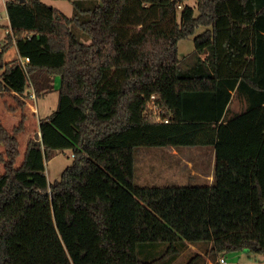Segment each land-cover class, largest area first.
I'll return each instance as SVG.
<instances>
[{"label": "trees", "instance_id": "16d2710c", "mask_svg": "<svg viewBox=\"0 0 264 264\" xmlns=\"http://www.w3.org/2000/svg\"><path fill=\"white\" fill-rule=\"evenodd\" d=\"M70 1L71 16L6 3L0 94L24 112L12 130L0 120V264H172L192 245L214 262L264 253V0ZM14 45L21 57L5 61ZM57 76V108L17 166L27 101ZM152 95L169 122L146 116ZM142 145L213 146L212 183L137 185ZM64 149L72 163L51 183L47 161Z\"/></svg>", "mask_w": 264, "mask_h": 264}, {"label": "rangeland", "instance_id": "374dc122", "mask_svg": "<svg viewBox=\"0 0 264 264\" xmlns=\"http://www.w3.org/2000/svg\"><path fill=\"white\" fill-rule=\"evenodd\" d=\"M43 1L59 8L68 16L73 14L74 6L70 0ZM2 2L3 1L0 0V48L3 40L5 39V33L7 32L5 25L8 22L7 10L6 7L3 6ZM186 3L195 5V0H187ZM181 12L182 7L178 9V21L181 20ZM204 29V26H200L196 29V32L193 35L183 38L178 42V56L180 58L185 57L195 49L194 37ZM18 54L19 53L16 47H10L4 54V60H14L18 57ZM54 85L55 89L44 92L41 96L30 99L34 106V108H32V105H30V109H33L35 112H31L32 116L30 113L25 112L26 114L28 113V118L26 120L25 131L18 134L21 154L18 157L17 166H19L22 162L28 139L33 137L36 132L39 131V118H45L57 108L59 98V76L55 77ZM7 105H16V101L12 95L5 94L0 96V116L2 117L0 120H3L2 123L6 124V128L8 130H12V128L17 126L20 122L24 111L18 109L20 112H17V114H13V112L10 113L8 112L9 108ZM232 105L237 110H240L241 108L240 103L235 100ZM30 117L31 119H29ZM177 148L180 151L185 152L188 157L191 158L192 162L196 164V170H200L206 166L210 167L212 162H215V157L212 155L214 153V148L211 145L179 146ZM3 151L4 146L0 144V152ZM171 151V147L169 146L142 145L135 147V183L140 186H182L201 185L209 182L199 178L198 175L192 174L193 169L187 166L188 162L184 161L182 153L178 156L172 154ZM72 160V149H64L54 152L46 164L48 181L53 183L60 179L63 170L72 163ZM3 171V163L0 162V173ZM194 249L198 250L197 247ZM195 250L189 248L173 264H208V258L211 260L214 259L212 255L207 256L205 253L203 256H198V252ZM220 257H224L225 262L215 261V264H264V253H254L248 251L247 249L225 252L220 254L218 258Z\"/></svg>", "mask_w": 264, "mask_h": 264}, {"label": "crops", "instance_id": "0c3cea01", "mask_svg": "<svg viewBox=\"0 0 264 264\" xmlns=\"http://www.w3.org/2000/svg\"><path fill=\"white\" fill-rule=\"evenodd\" d=\"M3 2V6L4 7H6V3H7V1L8 0H2ZM6 25H10V21H9V18H8V22L6 23ZM5 25V26H6ZM6 32V31H5ZM1 46H2V44H1ZM12 47H16V49H17V46L16 45H14V46H12ZM17 51H18V49H17ZM6 53V52H5ZM19 53V52H18ZM19 57H21L19 54H18V57L17 58H19ZM0 96H2V95H0ZM28 104H27V107H26V109H25V112H28V113H30V115L32 114L31 112H35L33 109L31 110L30 109V105H32V108H34V106H33V104H32V102H31V100L29 99L28 101ZM11 104V103H10ZM8 112H13V114H17V112H20V111H9L8 110ZM27 113V114H28ZM1 115V114H0ZM32 116V115H31ZM0 118L2 119V117L0 116ZM29 119H31V117L29 118ZM40 119V118H39ZM2 122H3V120H1ZM4 124V123H3ZM5 126H6V124H4ZM29 138V137H28ZM27 145V144H26ZM25 150H26V148H25ZM25 150H24V152H25ZM171 153L172 154H175V155H180V153H182L183 154V159H184V161H186V162H188L187 163V166L189 167V168H192L193 170H192V174H194V175H198L199 176V178H201V179H203V180H205V181H209L208 183H212V181H213V172H214V165H213V163L214 162H212V164H211V166L209 167V166H206L205 168H201L200 170H196L195 168V166H196V164L194 163V162H192V160H191V158L190 157H188V155L185 153V152H183V151H180L177 147H172L171 146ZM214 152V151H213ZM213 155V157L215 156L214 155V153L212 154ZM194 248H196L194 245H192V249H194ZM195 250V249H194ZM220 258H218V260H219ZM218 262H220V261H218ZM225 262V261H224ZM173 264V263H172ZM208 264H215V262L214 261H212L211 259H209L208 258Z\"/></svg>", "mask_w": 264, "mask_h": 264}, {"label": "built area", "instance_id": "2783aa9c", "mask_svg": "<svg viewBox=\"0 0 264 264\" xmlns=\"http://www.w3.org/2000/svg\"><path fill=\"white\" fill-rule=\"evenodd\" d=\"M22 61L23 63L28 62L29 57L24 58ZM32 97L33 98L36 97L34 93L32 94ZM145 114L148 118H155L158 121L164 120L165 122H169V118L166 116H163L164 115L163 108L155 102V95L151 96V99H150V102L148 103ZM219 261L224 262L225 261L224 257H220Z\"/></svg>", "mask_w": 264, "mask_h": 264}, {"label": "water", "instance_id": "95a60500", "mask_svg": "<svg viewBox=\"0 0 264 264\" xmlns=\"http://www.w3.org/2000/svg\"><path fill=\"white\" fill-rule=\"evenodd\" d=\"M21 2H24L25 0H20Z\"/></svg>", "mask_w": 264, "mask_h": 264}]
</instances>
